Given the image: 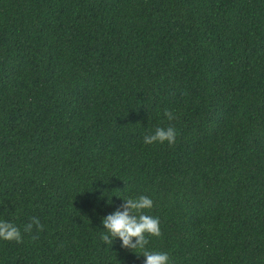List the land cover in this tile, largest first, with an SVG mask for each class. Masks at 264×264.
Listing matches in <instances>:
<instances>
[{"label": "trees", "instance_id": "16d2710c", "mask_svg": "<svg viewBox=\"0 0 264 264\" xmlns=\"http://www.w3.org/2000/svg\"><path fill=\"white\" fill-rule=\"evenodd\" d=\"M141 194L171 264H264V0H0V264H143L100 239Z\"/></svg>", "mask_w": 264, "mask_h": 264}, {"label": "clouds", "instance_id": "9594fccd", "mask_svg": "<svg viewBox=\"0 0 264 264\" xmlns=\"http://www.w3.org/2000/svg\"><path fill=\"white\" fill-rule=\"evenodd\" d=\"M163 118L172 121L174 113L165 109ZM177 130L171 124L166 127L156 126L142 137L144 144L167 143L172 145L175 142ZM105 204H110L113 196H104ZM117 196V195H115ZM121 198V204L111 212L100 218L103 231L100 239L104 244L112 246L117 240L121 248H127L134 252L139 251L143 256V264H171L168 252L153 251L146 247L148 237L160 236V225L158 217L148 215L144 210L151 209L153 200L146 195L117 196ZM33 226L37 229L43 225L36 216L29 218L23 225V232H29ZM22 240L21 228L13 221L0 219V241H14L20 243Z\"/></svg>", "mask_w": 264, "mask_h": 264}]
</instances>
